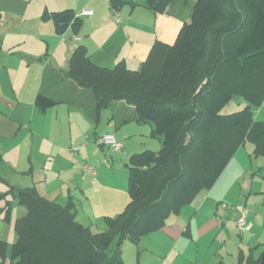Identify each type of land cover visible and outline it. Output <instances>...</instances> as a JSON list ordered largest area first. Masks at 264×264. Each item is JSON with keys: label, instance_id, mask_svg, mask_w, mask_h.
I'll return each mask as SVG.
<instances>
[{"label": "trees", "instance_id": "obj_1", "mask_svg": "<svg viewBox=\"0 0 264 264\" xmlns=\"http://www.w3.org/2000/svg\"><path fill=\"white\" fill-rule=\"evenodd\" d=\"M191 1L190 20L175 42L156 40L139 70L124 62L99 66L84 45L65 69L47 64L35 99L39 112L68 104L99 125L101 113L111 110L119 127L152 124L162 146L130 156V200L104 219L101 231L78 222L72 200L61 205L34 188L12 187L26 213L16 221L15 244L0 238V264H126L125 243L162 230L215 184L247 141L264 155V122L256 119L264 101V0H109V7L116 14L126 5L166 14ZM43 19L52 20L57 35L69 29L79 35L84 24L73 9L45 12ZM236 96L247 106L223 114ZM11 210V201L1 209L6 221ZM255 251L241 252L237 264H261L264 250L258 258Z\"/></svg>", "mask_w": 264, "mask_h": 264}, {"label": "crops", "instance_id": "obj_2", "mask_svg": "<svg viewBox=\"0 0 264 264\" xmlns=\"http://www.w3.org/2000/svg\"><path fill=\"white\" fill-rule=\"evenodd\" d=\"M62 1L54 5L40 2L36 6L38 18L47 22L50 19H43L45 12L73 9L84 22L79 35H75L73 29L57 35L50 27L46 31L44 27L39 31H25L18 23L25 12L14 14L10 7L19 0L0 3V17L5 18L0 24V136L12 137L8 131L13 133L14 129L17 134L25 132L34 139L39 138L44 152H50V162L39 181L40 189L38 186L27 188L46 190L39 192L40 195L61 205L72 200L78 222L93 231L103 230L100 228L105 226L104 219L119 215L129 202L123 194L128 190L130 156L147 150L157 152L161 141L152 135L150 123L130 122L117 126L111 110L101 113L99 125L83 108L68 104L39 112L35 99L43 73L49 62L64 69L59 58L64 56L68 63L79 43L86 46L99 66L113 68L124 62L129 69L139 70L150 54L153 41L175 42L184 23L190 20L194 1L179 2L166 14L150 11L148 15L153 21L147 27L146 37L139 27L136 29L132 19H122V11L119 13L122 23L115 22L123 27L116 26L111 18L114 13L110 10L109 0ZM85 11L92 13L84 14ZM28 18L24 17V22ZM40 43H45L44 47ZM29 45L35 48L32 51L39 47L37 50L44 55L28 56L30 51L25 47ZM34 61L40 63L39 68L30 67ZM37 74L39 79H36ZM257 114L260 109L256 113L259 120ZM93 132L94 142L85 135ZM107 134H113L123 143L120 152L99 142ZM73 148L78 151L74 153ZM251 153L252 149L246 144L241 147L215 184L202 190L180 214L171 216L162 230L145 236L139 244L125 243V262L128 260L132 264L136 254L134 261L138 264H237L241 252L247 256L253 248L256 249L255 258H258L264 250V182L258 184L255 180L258 172L254 171L256 164ZM91 164H95L96 173L85 172L86 166ZM49 190L57 191V194L51 197ZM97 190L108 195L117 192L113 206L106 213L100 208L96 211V205L90 201L92 191ZM83 194L87 195V201H81ZM238 205H243L248 212L250 231H241L237 226ZM81 208L88 210L84 212Z\"/></svg>", "mask_w": 264, "mask_h": 264}, {"label": "rangeland", "instance_id": "obj_3", "mask_svg": "<svg viewBox=\"0 0 264 264\" xmlns=\"http://www.w3.org/2000/svg\"><path fill=\"white\" fill-rule=\"evenodd\" d=\"M42 1H44L42 3L43 5L47 3L54 5L56 3L63 2L62 0H26V1L19 0V2L13 3L10 6L14 14H22L23 12H25L24 17L26 16L29 17L26 22H24V17L18 22L19 25L23 26L25 31H28V32L34 31V30L39 31L42 27H44L45 31L49 27L54 29V25L51 20L44 22L38 18L39 11L37 10L36 6L39 5L40 2ZM138 1L141 3L143 0H138ZM0 3L4 4V0H0ZM28 5L30 7H28ZM147 10L148 9H146L143 6H137L135 7V9L132 10V8L129 5H126L122 9L121 17L123 20L127 18L132 19V21L136 24V29L139 27V29L141 30L144 36L148 32L147 30L148 25H151L153 21L152 19H150L148 15L150 11H147ZM133 11L135 12L132 13ZM115 14L116 13L111 14L112 21L119 28L123 27V26L117 25V23L115 22L116 21ZM10 16L13 17L12 14H10ZM14 17H17V16L14 15ZM17 18L20 19L19 17ZM142 41H144V38L142 39ZM152 43H153L152 45H154L155 42L153 41ZM43 44L45 43H40V46L44 47ZM25 45L26 44L22 45V48H24ZM77 45L79 46L82 44L79 43ZM29 46L25 47V50L28 49L27 51H30L28 52L29 54H27L28 56L40 57L44 55L42 54L43 52H39L37 50L39 47H37L35 51H32L35 48L32 46H30L29 48ZM59 61L60 63L63 64L62 67L65 69L68 63L66 62V59L64 58V56H62V58L60 57ZM30 67L39 68L40 63H37L36 61H34L30 65ZM36 79H39L38 74H37ZM34 83H35V77H34ZM246 106H247L246 100L241 96H236L222 110V113L223 114L235 113V112H238L244 109ZM259 109H260V114H257V118L260 121L264 122V101ZM12 132L13 133L8 131V135H13L12 137L7 138V137L0 136V238L5 240L8 243V245L15 244L17 240L16 221L19 217L23 216L26 213L25 208L18 205V202L16 201V198L14 196L15 193H11V188L12 187L27 188V187L38 186L40 189L42 185L39 183V181L43 179V174L45 172L44 170L47 169L48 162H50V159H48L50 152L49 153L47 151L44 152L45 149L42 146L43 143L39 138L36 137L34 139L33 137L28 136V134L25 132L24 133L20 132L19 134H17V131L14 129L12 130ZM85 135H87L86 137H91V141L94 142L95 140L94 132L92 135H90L89 133H86ZM134 140L141 141L138 138H134ZM245 144L249 149H252V153H251L252 158L256 164V168L254 171L258 172L257 176L255 177V180L258 184H261L264 182V155L255 154V146L251 141H247ZM161 146H159L157 151L161 149ZM142 152H139V153H142ZM45 185L48 186V184H45ZM106 190H109V189H106ZM43 191L45 192L46 190H38V193L39 192L44 193ZM49 191H51L50 192L51 197H54L57 194V191L55 193H53L54 190H49ZM115 193L117 192H112L108 195L107 192H104L103 190H101V192L99 190H97L96 192L92 191L90 195V201L94 202V204L96 205V208H97L96 211L97 210L99 211V208H100L106 213L114 204V201L116 198ZM4 195L6 197L3 198L2 196ZM123 196L126 198L127 201L130 200L128 190L126 194H123ZM80 199L81 201L83 200L87 201V195L83 194V197H81ZM8 201L12 202V210L10 213L9 221H6L5 212L1 211V209L7 204ZM127 201H126V204H127ZM81 210L85 212L88 209L81 208ZM79 214L82 219V214L80 212V209H79ZM84 223H85V220H84ZM87 224L89 225V222H87ZM102 227L103 228H100V229H104L105 226H102ZM95 231H101V230H95ZM135 258H137L136 254H135ZM134 260H132V264H138V261H134ZM126 263L129 264L128 260L126 261ZM6 264H8V261Z\"/></svg>", "mask_w": 264, "mask_h": 264}, {"label": "built area", "instance_id": "obj_4", "mask_svg": "<svg viewBox=\"0 0 264 264\" xmlns=\"http://www.w3.org/2000/svg\"><path fill=\"white\" fill-rule=\"evenodd\" d=\"M92 12L90 11H85L84 14H91ZM115 19L117 21L118 24H121L122 21L119 17V14L115 15ZM5 21L4 16L0 17V24L3 23ZM78 40L80 39L79 37L77 38ZM100 143L110 147L112 150H114V152H120L123 148V144L118 142L115 138V136L113 134H107L105 135L101 140H99ZM72 151L74 153H76L78 151L77 148H73ZM85 172H94L96 173V168L93 166H89L87 165L85 168ZM237 210L240 213V218L238 220V227L242 230H250L251 229V224L248 223L247 221V210L245 209L244 206L240 205L237 206Z\"/></svg>", "mask_w": 264, "mask_h": 264}, {"label": "water", "instance_id": "obj_5", "mask_svg": "<svg viewBox=\"0 0 264 264\" xmlns=\"http://www.w3.org/2000/svg\"><path fill=\"white\" fill-rule=\"evenodd\" d=\"M261 264H264V254H263L262 259H261Z\"/></svg>", "mask_w": 264, "mask_h": 264}]
</instances>
